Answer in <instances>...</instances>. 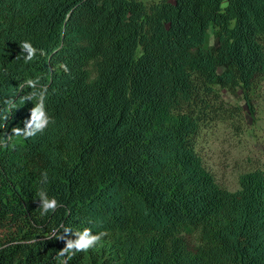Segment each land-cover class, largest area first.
I'll use <instances>...</instances> for the list:
<instances>
[{"label":"trees","instance_id":"trees-1","mask_svg":"<svg viewBox=\"0 0 264 264\" xmlns=\"http://www.w3.org/2000/svg\"><path fill=\"white\" fill-rule=\"evenodd\" d=\"M262 78L264 0H0V264H58L61 225L108 233L68 264H264V169L230 191L194 145L220 88L251 105ZM29 79L55 122L25 139Z\"/></svg>","mask_w":264,"mask_h":264},{"label":"rangeland","instance_id":"rangeland-1","mask_svg":"<svg viewBox=\"0 0 264 264\" xmlns=\"http://www.w3.org/2000/svg\"><path fill=\"white\" fill-rule=\"evenodd\" d=\"M217 45L213 29H210L205 48L214 50ZM219 91L225 111L202 121L194 145L216 182L235 191L239 188L241 174L264 169V78L251 93V105L238 87L227 86Z\"/></svg>","mask_w":264,"mask_h":264},{"label":"clouds","instance_id":"clouds-1","mask_svg":"<svg viewBox=\"0 0 264 264\" xmlns=\"http://www.w3.org/2000/svg\"><path fill=\"white\" fill-rule=\"evenodd\" d=\"M20 48L22 53L26 54L24 56L25 62L32 61L38 52L41 55L44 54L43 50L34 47L30 41L21 42ZM59 67L63 69L65 73L69 72L66 64L61 63ZM25 84L33 89V91L28 93L22 99L25 101L37 99L38 102L30 110V118L24 122V128L21 129L20 127H14L12 129V133L14 136L29 139L36 136L38 133H42L50 123H54L55 121L47 114L45 109L47 87L38 89L37 85L39 84V79H29L25 82ZM5 120H7V117H5ZM13 135L8 136V139H11ZM0 146H6L5 141H0ZM41 176V184H46L48 182L47 172H43ZM37 196L40 202L39 208L40 215L42 217L47 215L49 212L54 213L58 207H62L57 199L54 197L50 198L43 188L37 192ZM60 227L63 228V234H59L58 230L54 229L51 236L48 237L49 239L55 237L58 240H64L66 242V246L58 251L57 256L55 257L58 264H68L69 260L73 256L79 252H87L94 248L101 241V239L108 234L106 231L93 234L90 228H84L82 231L73 232L70 228H64L63 225ZM69 234L74 235L75 239H69Z\"/></svg>","mask_w":264,"mask_h":264}]
</instances>
